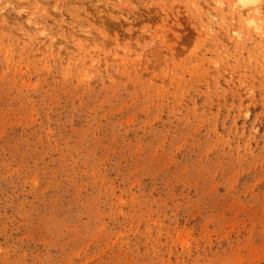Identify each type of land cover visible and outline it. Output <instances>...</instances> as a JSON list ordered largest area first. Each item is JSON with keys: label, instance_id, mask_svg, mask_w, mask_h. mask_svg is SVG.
<instances>
[{"label": "rangeland", "instance_id": "1", "mask_svg": "<svg viewBox=\"0 0 264 264\" xmlns=\"http://www.w3.org/2000/svg\"><path fill=\"white\" fill-rule=\"evenodd\" d=\"M0 0V264H264V0Z\"/></svg>", "mask_w": 264, "mask_h": 264}, {"label": "bare ground", "instance_id": "2", "mask_svg": "<svg viewBox=\"0 0 264 264\" xmlns=\"http://www.w3.org/2000/svg\"><path fill=\"white\" fill-rule=\"evenodd\" d=\"M250 1H251V0H242L241 2H242L243 4H248V3H251Z\"/></svg>", "mask_w": 264, "mask_h": 264}]
</instances>
